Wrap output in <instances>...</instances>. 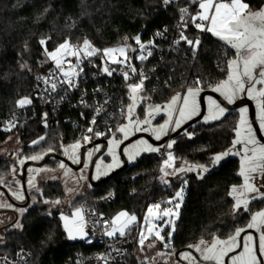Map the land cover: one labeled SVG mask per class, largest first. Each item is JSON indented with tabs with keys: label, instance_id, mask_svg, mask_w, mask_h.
Instances as JSON below:
<instances>
[{
	"label": "trees",
	"instance_id": "trees-1",
	"mask_svg": "<svg viewBox=\"0 0 264 264\" xmlns=\"http://www.w3.org/2000/svg\"><path fill=\"white\" fill-rule=\"evenodd\" d=\"M246 2L253 9H259L264 4V0ZM180 7H188L192 13L197 10L196 5L186 0H176L167 7L162 0H0V141L16 133L22 143L21 154L28 155L38 149L39 153L42 149L48 152L52 148L53 151L48 153L62 156V145L81 140L79 130L63 123L65 114L52 120L49 114L45 118L42 113L31 115L28 111L24 120L16 123L11 130H5L8 127L5 117L19 110L17 101L31 97L33 74L51 66L44 63V46L39 43L41 39L47 40L46 46L50 51L65 40L80 44L81 34H85L93 46L101 50L124 43L134 48L133 37L136 35L145 41L163 26H169L175 33L174 25L179 20ZM185 34L191 39L197 36L201 39L194 62L189 55L192 49L181 42L174 44L169 53L162 51L161 59L153 55L151 66L149 62L139 65L148 77L142 95L150 99L137 108V115L144 112V105L167 103L176 93L194 86L198 78L203 91L211 90V86L226 78L225 60L231 57L232 52L210 33L201 36L191 23ZM124 37L128 40L125 41ZM128 54L131 57L133 52ZM94 60L98 63L100 56L94 57ZM25 64L27 67L22 68L21 65ZM73 116L75 114L68 115L70 118ZM236 116V112H228L218 121L192 125L184 131H191L190 137L184 133L176 136V143L170 150L176 157L175 163L178 165L187 161L208 166L213 155L231 146ZM124 120L121 113L116 116L112 128L114 134ZM41 136L45 139L33 145L32 142ZM158 164L157 153L142 155L123 173L93 188L79 200L77 207L83 203L92 205V201L97 200L96 208L108 216L127 211L140 219L151 200L164 192L173 193L178 186L184 187L183 181L186 180L183 204L170 241L171 249L180 250L200 239L210 240L213 236L225 239L234 233L235 224L231 216L233 201L229 198V189L240 183L237 158L227 157L201 178L188 175L173 187L158 181ZM8 167L9 163L0 159V176L5 175ZM150 187L154 190L152 197L147 196ZM42 190L45 198L62 197L59 184H49ZM109 193L114 195V201L106 204L102 200ZM167 206V203L162 204V207ZM21 227L20 231L4 236L0 254L11 255L18 247H23L31 254L27 264H66L76 255H86L91 251L83 248L81 241L65 240L59 211L47 217L37 206H33L22 218Z\"/></svg>",
	"mask_w": 264,
	"mask_h": 264
},
{
	"label": "snow or ice",
	"instance_id": "snow-or-ice-1",
	"mask_svg": "<svg viewBox=\"0 0 264 264\" xmlns=\"http://www.w3.org/2000/svg\"><path fill=\"white\" fill-rule=\"evenodd\" d=\"M175 2L176 0H162L165 7ZM186 2L196 5L197 10L192 13L188 7L179 8L180 23L178 27L181 30L179 39L175 43H186L195 54L201 45V39L199 36L191 39L185 34V30L191 23L199 32L210 33L222 42L226 49L232 52L231 57L225 60L226 78L211 86V89L213 92L219 93L228 104H234L238 99L245 96L249 100L255 101L258 110L259 132L264 134V4L259 9H253L246 0H186ZM164 31L166 32L167 29ZM163 34V32L158 31L155 36L160 37ZM48 39L51 38L49 37ZM124 40L127 41L128 37H124ZM133 40L138 48H132L130 44L124 43L121 46L107 47L101 50L93 46L91 41L85 38L82 44H72L70 40H65L51 51L46 46V39L39 41L44 46L45 60L51 61L55 66L54 70L50 71L46 76L36 77L38 81L46 86L44 91L49 95L53 93L60 95V88H64L65 92L78 89L84 74V69L81 65L85 60L91 63V58L98 55L104 64L102 71L107 76H112L114 72L119 71L126 82L133 77L138 78V82L127 84L130 103L127 104L126 111L121 110V114L127 122L116 128V132L123 135V140L116 139L115 134L108 140V154L112 157V163L104 164L103 159L99 160L95 164V178L107 175L108 171L120 165L121 161L117 150L124 140H127L134 133L148 132L156 141H159L162 137L167 136L170 131L175 132L186 121L200 114L201 106L198 97L203 91V86L198 78L194 82V86L187 87L183 94L176 93L163 105L148 104L144 110V118L139 119L136 117L137 108L142 102L150 99V97L142 95L145 91V80L148 77L143 69L138 71L136 66L132 64V57L128 53L129 51H138L139 55L136 56V59L145 61L153 55L151 49L155 47V40L153 39L148 44H145L141 41L140 35L133 37ZM72 58H74L75 62H73ZM110 65H118L120 67L117 69L110 67ZM21 67L26 68L27 65H21ZM96 91H99V89ZM60 99H64V96H60ZM81 103H84L83 97L81 98ZM105 103H107V100ZM31 104L32 99L30 97H23L17 101V105L20 108ZM85 106L87 105L85 104ZM103 111V106L95 109L96 114L90 122L91 125H96L97 116ZM161 112L166 114L167 119L161 124L153 125V120ZM207 112L208 114L203 117L204 121H216L225 116L227 109L222 107L216 99L209 96L207 98ZM46 116L47 114L45 113V118ZM15 126L14 122H9L5 130H11ZM45 126H47L46 121ZM93 126H89L86 130L87 133L92 135L86 134L82 136L85 144L91 143L93 136L98 138L106 135L104 132L96 131ZM233 131L235 135L231 141V147L224 152L213 155L211 163L215 166L220 164L226 157H239L237 175L242 178V183L238 186L233 185L229 191V196L234 199V212H238L241 208L244 211H248L253 201L264 202V192L261 191L264 188V143H261L260 139H258L257 130L254 129L252 122L249 120V109L247 107L240 108L239 119ZM44 139L45 137L41 136L38 140H34L32 144L36 145ZM175 143V140L167 143V149H172ZM82 146L81 140H76L67 146L62 145L64 154L74 163H80L79 151ZM100 150L101 146L97 145L93 150L88 151V159L91 160L94 152H99ZM52 151V148L48 149V152ZM157 152H160V148L154 147L144 139H140L124 149V154L127 155L130 161L135 160L141 153ZM42 155H34L28 157V159L39 160L42 159ZM175 159L176 157L173 153L168 151L167 158L163 160L160 168L162 174L160 180L164 184L169 183L165 177L176 173L193 172L196 169H201L203 172L209 171V168L205 165L189 164L187 161H184L181 167H176ZM20 163L23 164L24 161L21 160ZM59 167L61 169L66 168L63 162L60 163ZM84 167L87 168L88 164L86 163ZM169 169L172 171H169ZM15 171L13 169V172ZM38 171L51 170L40 169ZM64 175H68L67 170ZM83 178L81 176V179ZM28 184L32 188H36L35 177H30ZM183 184L184 187L176 191L175 195L166 202L169 206L162 207L161 203H154L148 206L143 217V225L139 230L138 244L141 252L146 247H155V242L162 243L165 248L172 247L170 241L172 234L175 232V221L179 218V209L183 204L187 181H183ZM68 191L71 192L73 190L69 189ZM13 195L17 199H24L21 192ZM112 195L110 193L109 197ZM44 203L50 202L45 200ZM51 203L59 205L61 201L55 200L51 201ZM0 207H12V205L0 204ZM22 211H26V209ZM60 220L63 221V227L68 239H84L87 236V220L83 207H75L70 214L61 212ZM104 224V234L113 238L117 235L124 237L130 234L133 228L139 224V221L135 214L121 211L110 221H104ZM165 226L171 227V231L167 234V240L161 234ZM16 227L19 228L21 225L17 223ZM246 228L254 229L260 233L258 245L252 234L245 235L241 241V233L245 232L246 229L236 228L234 233L226 239L213 236L211 241L200 239L198 243L188 245V247L194 248L196 252L200 253L202 261L211 262V264H225V258L229 257V253L235 252L238 248H242V250L236 255L229 257L230 264H264V210L253 213ZM116 251L119 252L118 249ZM173 253H169V255ZM162 255L164 253H157V256ZM101 258L103 259V257ZM180 259L187 261L188 264H199L197 258L189 252L181 253ZM145 261L155 264V257H145Z\"/></svg>",
	"mask_w": 264,
	"mask_h": 264
},
{
	"label": "built area",
	"instance_id": "built-area-1",
	"mask_svg": "<svg viewBox=\"0 0 264 264\" xmlns=\"http://www.w3.org/2000/svg\"><path fill=\"white\" fill-rule=\"evenodd\" d=\"M179 23L180 20H178L174 25V29L176 31L175 33L171 32L169 26H163L161 29L156 31L163 32V36L157 37L155 36V32L148 40L142 41L143 43L148 44L149 41L153 39L155 40V47L151 50L153 55L158 56V59H161L162 51L164 54L169 53L173 45L176 44L175 41L178 40V35L181 30L178 27ZM165 29H167L166 32L164 31ZM205 33L206 32H201V36ZM80 36L83 42L86 36L85 34H81ZM134 48H138V46L136 45ZM197 52L198 50L194 54L192 50L189 51L192 62H194ZM137 55H139L138 51L133 52L131 57L132 64L136 66L138 71L140 69L144 70V68L139 65L147 64L149 62V65L151 66L153 55L145 61L137 60ZM72 59L73 62H75L74 58ZM81 66L84 69V74L80 87L76 90H68L67 92L64 91V88H60V95H57L56 93L51 95L45 93L44 89L46 86L36 79L37 76H46L50 71H53L55 67L54 65H51L49 69L35 72L32 77L33 87L30 97L32 99V104L27 105L24 108L19 107V110L8 114L5 117L6 124L9 125V122H14L16 124L21 120H24L26 112L28 111L31 115L42 113L45 116V113L49 114L51 115L52 120L62 114H65V117L62 118L63 123L69 124L72 128L79 130L81 143L82 145H86L82 140V136L86 134L92 135L87 133L86 130L89 126H93L90 122L96 114L95 109L103 106L104 111L97 116V123L93 127L96 131L104 132L106 135L98 138L93 136L91 142L97 139H104L108 141V139L114 134L112 132V128L116 116L121 113L122 109L126 111L127 104L130 103L127 84L138 82V78L133 77L131 80L126 82L119 71L114 72L112 76H107L102 71L104 64L101 58L97 63L95 62L94 57H92L91 63L85 60ZM110 67L119 69L120 66L110 65ZM57 75H59V73H57ZM97 89H99V91H96ZM60 96H64V99H60ZM82 97L84 99V103H81ZM106 100L107 103H105ZM85 104L87 106H85ZM71 114H75V116L72 118L68 117V115ZM109 129H111V131H109ZM158 156L159 169L157 172L160 171L163 160L166 159V150H162ZM109 194L106 197H109ZM153 195L154 190L150 187L147 190V196L152 197ZM171 197V192H164L154 200H151L147 206L154 203H161L162 205ZM102 201L106 204H111L114 201V195L110 196L108 199H103ZM97 202V200H93L92 205L83 203L80 206L85 209V218L87 220V236L81 240V245L83 248L91 249V251L86 255H76L66 264H132L137 257V246L135 242L137 240V232L140 228V222L133 228L130 234L124 237H119V235H117L116 237L110 238L104 234V221H110L114 214L108 216L100 212L96 208ZM116 249H118L119 252H117ZM21 257H23V259H21ZM101 257H103V259ZM30 258L31 254L26 248L18 247L11 255L0 254V264H27Z\"/></svg>",
	"mask_w": 264,
	"mask_h": 264
},
{
	"label": "rangeland",
	"instance_id": "rangeland-1",
	"mask_svg": "<svg viewBox=\"0 0 264 264\" xmlns=\"http://www.w3.org/2000/svg\"><path fill=\"white\" fill-rule=\"evenodd\" d=\"M81 43L82 42H80V44ZM112 47H117V46H112ZM44 63L54 65L51 61H46L45 60V56H44ZM184 92L185 91L181 92V94H183ZM207 98L208 97L205 98L206 110H205L204 116H206L208 114V112H207ZM146 101H148V100H146ZM146 101L142 102V104H144ZM251 101L253 102L254 107H255L256 121H257V124L259 126V123H258V120H257V112H258V110L256 108V103L253 100H251ZM144 106H145V108H144V110H145L148 105L147 106L144 105ZM239 110L240 109H238L236 111H233V112H236V114H237L234 125H236V123H237V121L239 119ZM227 113H228V111L226 112V114ZM144 114H145L144 112H142V114H140V115H137V113H136V117H138L139 119H143L144 118ZM165 119H167L166 114L163 113V112H161L153 120V125L161 124V123L164 122ZM216 121H218V120H216ZM126 122L127 121L125 119L124 122H123V124L126 123ZM211 122H215V121L205 122L204 119L202 118V120L199 121L198 123H204L205 124V123H211ZM171 132L172 131H170L169 133H171ZM136 133H140V132H136ZM136 133H134V134H136ZM144 133H146V134L150 135L152 138H154L150 133H148V132H144ZM186 133L192 135V132L191 131L184 133L185 136L190 137V135H188ZM111 138H109V139H111ZM115 138L118 139V140H123V135L121 133L116 132L115 133ZM138 140H140V139H138ZM138 140H136V141H138ZM172 140H174V139H172ZM172 140H169L167 143L171 142ZM136 141H134V142H136ZM134 142H132V143H134ZM132 143H130L126 147L130 146ZM167 143L165 144V146L163 145V146L159 147L160 148V152L162 150H164V149L166 150V158H167L168 151L171 150V149H167V147H166ZM124 149H123V155H124V157L127 160L128 166H131L132 164H134L136 162V160L139 157H141L142 155L151 154V153H141L140 156L136 157L135 160H131L130 161L128 159L127 155L124 154ZM21 150H22V143L20 141L19 134H16V133L10 134V135L6 136V138L4 140L0 141V158L1 159L2 158L3 159L15 158L16 159V164L18 165V174H20V168H21L20 161L21 160H23L25 162L27 160H31V159H28V157H31V156H34V155H41V154H43L42 155V158H43L46 154H48L47 150H43L42 149V150H40L42 152L39 153V149H38V151H37L38 153L37 152H34V153L32 152L31 154L23 155V154H21ZM60 150H61L60 152H61V154H62L63 157H65L67 160H69L74 165H77L78 164V163H74L71 159H69L64 154V151H63V147L62 146H61ZM91 150H93V149H91ZM160 152H157V155ZM87 153H88V151H87ZM87 153L85 154L83 166L79 170H77V171H73L72 169H70L66 165H65L66 166L65 169H61L59 167V165H60L61 162L60 161H53V160H48V162L46 164H44L43 166H41L39 168L28 167V169H27L28 175L30 177H35V184H36V188H32L30 185L28 187V191L30 193V197H29V207H28V209L32 208L33 206H37L39 210L43 211V215H45L47 217H50L54 211H59V223H60V226H61L62 231L64 233L65 240L70 241V242H73V241H81L82 239L77 238L76 240H70V239L67 238V234H66V232L64 230V227H63V221L60 220V213L61 212H64L65 214H70L71 211L75 207H77V205L79 204V200H81L86 195H88L91 192V190H92L91 186L87 182V172H88V167H89V163H90V160L88 159ZM95 153L96 152H94V154ZM229 157H233V156H229ZM235 157H237L239 159L238 156H235ZM101 159H103L104 164H110V163H112V157L108 154V150H106L105 153H104V155H102L100 158H98L97 161L94 163L93 170H92V175H91V179L93 181L99 180L100 178L106 176V175H102L99 178H95L96 177L95 164L99 160H101ZM40 160L41 159H39V160H32V161L39 162ZM86 163L88 164V167L87 168L84 167V165ZM188 163L189 164H195L193 162H188ZM175 165H176V167H181L183 165V163H180L178 165L175 163ZM195 165H198V164H195ZM120 166H121V163H120V165L118 167H116V168L108 171L107 172V175L110 172L114 171L115 169L119 168ZM215 166L211 163V159H210L209 160V164L206 167H208L209 168V171H210ZM15 169H16V167H15ZM40 169H46V170H51V171H38ZM158 169H159V164H158ZM66 170L68 171V175L67 176L64 175V172ZM169 171H172V170L169 169ZM13 173H14L13 172V169L11 168V166H9L8 167V171L5 173V175L0 176V184L3 185V186H9L11 184V182H13L14 183V187L19 188L20 183H19L18 179H14V177L12 176ZM206 173L207 172H203L201 169H196L193 172L176 173L175 175H170V176L165 177V179H167L169 181V183L168 184H165V185L166 186H169V185L172 186L175 183L180 182L182 179H184L188 175H193V176H195L196 178L199 179L202 176H204ZM9 174H10V176H9ZM161 175L162 174L160 172L159 177H158V181L159 182H161V180H160V176ZM81 176H83L84 178L81 179ZM53 177H55V178H53ZM52 183H56V184H59L60 185V188L62 190V197L54 198V199H48V198H45L43 196V192H42L43 190H42V188H44L45 186H47L49 184H52ZM161 183H163V182H161ZM258 183H259V181H258ZM181 187L182 186H178L176 188V190L172 193V197L175 195V192L178 191ZM37 189H39V191H37ZM69 189H72L73 191L70 192V191H68ZM261 191L264 192V189H261ZM45 200L49 201L50 203H44ZM55 200H60L61 203L59 205L52 204L51 201H55ZM147 208H148V206H147ZM147 208L145 209L144 213L141 216V221L137 217L139 219L138 221L140 222V227L143 225V217L146 214ZM24 213H25V211H19V215L24 214ZM117 214L118 213H115L114 216H113V218ZM129 214H134V213H129ZM21 228L22 227L17 228L15 226V227H13V230L14 231H20ZM139 230H140V228H139ZM170 231H171V227L170 226H165L163 232L161 233L162 235H164L166 237V240H167V234ZM3 235H4V233H0V246L4 244ZM138 239H139V231L137 232V240L135 242L136 243V246H137L136 247L137 257H136V260H135L136 264H142V262H143V264H151V262L145 261V257H155V263L158 262V261H163V260H166V261H170V259L172 260V255L173 254L172 255H169V253H173V250L172 249L169 250V248H165L163 246V244L160 243V242H155V247H153V248H147L146 247L144 249V251L141 252L140 251L139 244H138ZM211 240L212 239H210V241ZM196 243H198V242H195L192 245H195ZM191 249H192V251L194 253H198V252L195 251L194 248H191ZM158 252L164 253V255L157 256V253Z\"/></svg>",
	"mask_w": 264,
	"mask_h": 264
},
{
	"label": "water",
	"instance_id": "water-1",
	"mask_svg": "<svg viewBox=\"0 0 264 264\" xmlns=\"http://www.w3.org/2000/svg\"><path fill=\"white\" fill-rule=\"evenodd\" d=\"M209 96H211L213 99H216L217 102L220 103L222 107H225L228 112L236 111L242 107H247L249 109V120H250V122H252L254 129L257 130L258 139H260L261 143H264V134H261L259 132V126L257 124L256 115H255V107H254V104L251 100H249L245 96L241 99H238L234 104H228L227 101L224 100V98L221 97L218 93L213 92L212 90H204L200 93V96L198 97V99L200 101V106H201L199 115L192 117V119L186 121L181 126L180 129L176 130L175 132L169 133L167 136L162 137L161 140H159V141H156L154 138H152L150 135H148L144 132L136 133V134L132 135L131 137H129L127 140H124V142L120 145V148L117 150L119 157H120L121 166L119 168L115 169L114 171L110 172L108 175L100 178L99 180L93 181L91 179V175H92L94 163L97 161L98 158H100L102 155H104V153L106 151L108 141L104 140V139H97L91 143L83 145L79 151L80 163H78L77 165H74L73 163H71L69 160H67L63 156L56 155L54 153H48L39 162L29 161V162L25 163L22 167L23 177L25 176V170H26L27 166L41 167L49 159H56L60 162H63L67 167H69L73 171H77L84 164L85 153L91 149H94L97 145H100L101 150L99 152H96L93 155V157L91 158L90 163H89V167H88V172H87V182L89 183V185L91 186L92 189L96 188V187L112 180L113 178H115V176L123 173L128 168L127 160L123 155V149L127 145H129L130 143H132L138 139H144V140H147L149 143H151L155 147H161V146L165 145L169 140H172L176 136H178L179 134L183 133L186 129H188L192 125L197 124L199 121H201L203 116H204L205 110H206L205 98L209 97ZM23 179L24 178H22V182L24 181ZM181 251L192 252L189 247H185V248L181 249ZM177 253H178V251H177Z\"/></svg>",
	"mask_w": 264,
	"mask_h": 264
},
{
	"label": "flooded vegetation",
	"instance_id": "flooded-vegetation-1",
	"mask_svg": "<svg viewBox=\"0 0 264 264\" xmlns=\"http://www.w3.org/2000/svg\"><path fill=\"white\" fill-rule=\"evenodd\" d=\"M106 150H108V144H107ZM235 158H237V157H235ZM3 160H5L7 163H9V166L13 167V169H15V167H16V169H15L16 171L12 174V176L14 177V179H18V181L20 183L19 188L14 187L13 182H11V184L9 186H3L0 184V204H3V205L11 204L12 205V207H0V233H4V235H3V238H4V236L6 234L14 231L13 227H15L17 223H19L21 225L22 218L29 211L28 207H29L30 193L28 191V187H29L28 180L30 179L29 178L30 176L28 175L27 169H28V167H32V166L26 167L24 177H23V173H22V167L25 163H27L29 161H31V162H34V161L27 160L23 164H21L20 174H18V165L16 164L15 158H8V159H3ZM218 166L219 165H216L215 168ZM33 168H39V167H33ZM238 170H239V168H238ZM237 173H238V171H237ZM9 176H10V174H9ZM117 176H115V177H117ZM22 178H24L23 182H22ZM239 178H240V183L238 185H240L242 183V178L241 177H239ZM262 189H264V188H262ZM16 192H21L24 196V199L23 200L17 199L13 195ZM229 198L233 201V205H234V199L231 196H229ZM24 209H26L25 213L19 215V211H22ZM260 210H264V202H262V201H253L250 204L248 211H244L243 208H241V210H239L238 212H234L233 206H232L231 216L233 218L232 219L233 223L235 224V229L236 228H245L246 229L245 232L241 233V241L245 235L252 234L254 236L256 242H257V245H258V239H259L260 233L256 232L254 229H247L246 226L250 222L251 215L257 211H260ZM206 241H210V240H206ZM170 249L171 248H169V250ZM241 250H242V248H238L235 250V252L229 253V257L232 255H236ZM177 251H178V253H177ZM191 251H192V249H191ZM183 252L191 253L193 256H195L197 258L199 264H211V262L202 261V259L200 257V253H194L193 251L192 252L181 251V249L180 250H174V253L172 255V260L170 259V261H166V260L158 261L155 264H188L187 261L180 259V254ZM229 257L225 258V264H230Z\"/></svg>",
	"mask_w": 264,
	"mask_h": 264
},
{
	"label": "crops",
	"instance_id": "crops-1",
	"mask_svg": "<svg viewBox=\"0 0 264 264\" xmlns=\"http://www.w3.org/2000/svg\"><path fill=\"white\" fill-rule=\"evenodd\" d=\"M13 169V167H11Z\"/></svg>",
	"mask_w": 264,
	"mask_h": 264
}]
</instances>
